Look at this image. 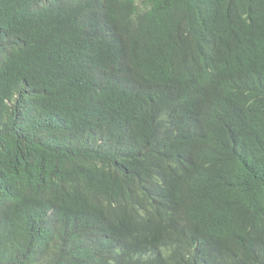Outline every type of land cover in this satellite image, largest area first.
<instances>
[{
  "label": "trees",
  "instance_id": "obj_1",
  "mask_svg": "<svg viewBox=\"0 0 264 264\" xmlns=\"http://www.w3.org/2000/svg\"><path fill=\"white\" fill-rule=\"evenodd\" d=\"M264 264V0H0V264Z\"/></svg>",
  "mask_w": 264,
  "mask_h": 264
},
{
  "label": "clouds",
  "instance_id": "obj_2",
  "mask_svg": "<svg viewBox=\"0 0 264 264\" xmlns=\"http://www.w3.org/2000/svg\"><path fill=\"white\" fill-rule=\"evenodd\" d=\"M229 264H246L241 261L238 257L234 256L230 259Z\"/></svg>",
  "mask_w": 264,
  "mask_h": 264
}]
</instances>
